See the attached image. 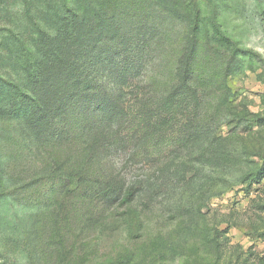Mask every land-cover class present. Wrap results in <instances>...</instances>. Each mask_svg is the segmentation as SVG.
Segmentation results:
<instances>
[{"label": "rangeland", "instance_id": "1", "mask_svg": "<svg viewBox=\"0 0 264 264\" xmlns=\"http://www.w3.org/2000/svg\"><path fill=\"white\" fill-rule=\"evenodd\" d=\"M0 80V264H264V0H0Z\"/></svg>", "mask_w": 264, "mask_h": 264}, {"label": "trees", "instance_id": "2", "mask_svg": "<svg viewBox=\"0 0 264 264\" xmlns=\"http://www.w3.org/2000/svg\"><path fill=\"white\" fill-rule=\"evenodd\" d=\"M97 10V9H96ZM95 10V11H96ZM94 10L92 12H95ZM89 10L88 9H84L82 8V10L77 13V18L81 21V22H88L89 23ZM61 14L58 12L57 16H60ZM92 16L95 17H102L103 14L102 12H100V10H97L95 13H93ZM83 28V26H82ZM199 31L201 32L202 29L199 27V24H196L193 30V39H194V48L193 51L190 54V58H191V64L193 65L194 63V53L196 52L197 46H198V37H199ZM212 31V30H211ZM208 36H211V38H209V41L211 42H218L219 44L226 46L230 49L233 50L235 55L238 56H247L249 53H247V51L244 50H238L237 48H235V45L233 44V42L230 40V38L228 36H226V33L223 29H221L220 27H218L217 29H214L211 34H210V29L208 28L207 32ZM72 70H71V76H69L68 80H67V85H71L73 86V84H75L76 86H82L85 84L86 79L83 78L84 76V70H85V66L83 64V62L81 60L79 61H75L72 64ZM1 81V80H0ZM2 82V88L4 90H6L7 88H12L14 90H16L18 88L17 85L11 83V82H7V81H1ZM79 92V91H77ZM24 97L27 98V94L23 95Z\"/></svg>", "mask_w": 264, "mask_h": 264}]
</instances>
